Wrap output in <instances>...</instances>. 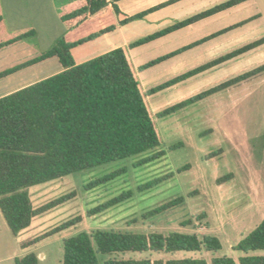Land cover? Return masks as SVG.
I'll list each match as a JSON object with an SVG mask.
<instances>
[{"label": "rangeland", "instance_id": "374dc122", "mask_svg": "<svg viewBox=\"0 0 264 264\" xmlns=\"http://www.w3.org/2000/svg\"><path fill=\"white\" fill-rule=\"evenodd\" d=\"M0 2L4 8L15 10L19 15L17 28L20 33L29 32L21 40L22 62L31 54L51 48L64 34L57 11L52 7L53 3L57 9L59 0ZM252 11L251 6L245 5L241 9L225 12L214 18L210 29L216 31L221 26L236 23L252 15ZM170 12L172 14V10ZM112 16L115 20L113 13ZM141 20L117 29L121 39H127L122 47L127 51L144 91L173 77L159 79L153 85H149L146 78L160 73L165 75V72H172L173 69L179 71L175 76L185 73L194 68L192 64L195 63V57L207 51L209 46L220 47L221 40L225 38L229 39V44L237 45L240 40H248L254 29L251 21L247 27L223 34L222 39L220 36L218 40L213 39L206 49H185L139 71L140 66L189 44L197 35L183 31L177 37L169 35L127 49V44L159 27L157 22L153 24ZM119 41L113 32V37L107 39L106 44L108 47H119ZM76 50H73L72 57L75 61L78 60ZM257 56L252 53L236 58L227 65L186 77L147 96V105L160 139V146L154 152H164L160 158L142 165H133L141 157L123 159L27 188L35 208L61 195H74L66 202L35 216L30 225L16 235L11 234L0 214V264H15V258H22L31 252L37 257L36 264H61L62 241L78 232L92 229L163 234L177 231L193 233L198 237L212 235L221 244L217 252L125 253L123 258L160 259L163 262L201 258L210 264L212 257L227 256L238 264L237 260L244 253L235 250L234 246L264 219V71L195 100L164 117H157L156 114L264 63L258 62ZM118 168H125V172L103 185L84 189L91 179ZM227 174H230V178L221 184L216 183L217 178ZM159 177L166 178L156 187L137 190L144 182ZM126 190L132 192L126 201L99 214L85 216L87 209ZM177 197L183 198L182 203L155 215L145 216L150 210ZM76 215L81 216V221L76 225L35 241L54 226ZM247 255H264V250L248 252ZM98 257L101 260L108 258L107 255Z\"/></svg>", "mask_w": 264, "mask_h": 264}, {"label": "trees", "instance_id": "16d2710c", "mask_svg": "<svg viewBox=\"0 0 264 264\" xmlns=\"http://www.w3.org/2000/svg\"><path fill=\"white\" fill-rule=\"evenodd\" d=\"M117 1L119 0H76L65 5L58 11V18L65 31L55 44L16 66L0 71L2 77L53 56L62 67L58 73L0 97V214L13 235L27 228L35 216L66 202L74 195L67 193L35 208L31 204L27 188L110 162L141 157L133 165H142L164 155L162 150L154 152L160 146V139L147 105V96L264 44L262 36L144 91L124 47H115L81 63H75L70 52L75 46L112 32L118 26L141 20L145 15L177 0H166L131 15L123 14ZM244 1L246 0H223L213 4L127 44V49L184 28ZM246 21L233 23L166 53L140 66L139 71L234 30ZM27 34L29 32L20 34L14 40H23ZM263 71L264 63L192 98L172 104L156 115L164 117L195 100ZM124 172L125 168H118L91 179L84 189L103 185ZM164 178L166 177L153 178L139 185L137 190L152 189ZM228 178L230 174L217 178L216 183L221 184ZM131 196L130 190L123 191L87 209L85 216L99 214ZM182 201V197H177L150 210L145 216L155 215ZM80 221L79 215L71 217L43 233L35 241L72 227ZM220 249L219 240L212 235L198 237L193 233L177 231L163 234L92 229L78 232L62 241L61 264H206L201 258L163 262L160 259L151 261L147 258L123 256L125 253L171 254L176 251L217 252ZM234 249L244 253L237 260L238 264H264V255H247L248 252L264 250V219ZM99 255H107L108 258L101 260ZM36 260V255L31 252L22 258H15L14 262L36 264ZM210 264H235V261L227 256L212 257Z\"/></svg>", "mask_w": 264, "mask_h": 264}, {"label": "crops", "instance_id": "0c3cea01", "mask_svg": "<svg viewBox=\"0 0 264 264\" xmlns=\"http://www.w3.org/2000/svg\"><path fill=\"white\" fill-rule=\"evenodd\" d=\"M60 3L57 5V9L55 7V5L52 3V7L54 10H56V15L58 18V11L64 7L67 4H70L76 0H59ZM166 0H119L117 1V6L120 9V11L125 14V15H131L134 13H137L139 11H142L144 9H147L153 5H156L158 3L164 2ZM223 0H177L171 4H168L154 12H151L147 15H145L141 20V21H146L149 23H153V24H159L158 29H161L163 27H166L170 24H172L175 21L181 20L183 18H186L196 12H199L203 9H206L209 6H212L213 4H216L218 2H221ZM245 5H249L252 7L253 9V13L252 15H250L247 18L241 19L239 21L242 20H247L246 22H244L243 24H241L239 27H237L234 30L237 29H241L244 27L249 26V23L251 21H253V26L254 29L252 31V36L248 37L249 39H243L238 41V46H241L245 43H248L252 40H255L257 38H260L262 36H264V0H246L242 3H240L239 5L232 7L230 9H227L223 12H220L218 14L212 15L210 17L201 19L193 24H190L184 28H180L177 30H174L171 33H168L164 36H161L157 39H164L165 37L169 36V35H173L175 37H177V35H182L183 31H187L189 33V35H198L199 38L196 37L193 40H190L191 42L198 40L204 36H207L208 34L214 32L213 30H211V26L213 25V21L214 18H217L218 16L222 15L225 12L234 10V9H241L243 6ZM5 9V10H4ZM170 10H172V14L170 12ZM127 12V13H126ZM18 20H19V15H17V13L15 12V10H7L6 8H4V6L2 5V3L0 2V44L4 43V42H8L11 41L7 44H3L0 45V71H3L5 69L11 68L13 66H16L18 64H20L22 62V55H21V40L17 39L14 40L15 37L19 36L21 33V31L19 30L18 27ZM59 20V18H58ZM60 21V20H59ZM116 21V20H115ZM238 21V22H239ZM134 21L130 22L133 23ZM61 23V22H60ZM128 23V24H130ZM62 24V23H61ZM123 25V26H118L119 29L127 26ZM63 26V25H62ZM162 26V27H161ZM228 25L225 26H221V28L226 27ZM117 27V28H118ZM256 27V29H255ZM17 28V29H16ZM64 28V26H63ZM115 29L112 32L106 33L104 35H101L100 37H97L96 39L92 40V41H88L85 42L83 44H80L78 46H75L74 48H72L70 50L71 55L73 57V50L77 49L76 51L77 54L76 56L78 57V60L74 62L75 63H81L86 59H89L91 57L97 56L107 50L113 49L115 47H117L116 45H112V47H108L106 44V40L109 39L110 37H113V32L114 35L117 36V38L120 40V45L119 46H123L124 42H127L126 38L121 39V33H119L118 29ZM220 28V29H221ZM65 30V29H64ZM231 30V31H234ZM156 31V30H155ZM217 31V30H216ZM231 31H227L223 34H229ZM154 32V31H153ZM181 33V34H178ZM223 34L219 35L220 38L221 36H223ZM217 36V37H219ZM216 38V40H218L219 38ZM215 38L203 41L202 43H200L199 45H196L194 47H198V49H206L207 45H211V41ZM222 39V38H221ZM215 40V41H216ZM235 45H231L229 44V39L225 38V40H221V45L220 47H216V48H212L209 46L208 50L202 52L201 54H199L197 57H195L194 62L192 64V66L196 67L200 64H203V62H207L221 54H224L234 48H236L237 46ZM237 46V47H238ZM193 48V47H191ZM215 51V53H213ZM198 51V50H196ZM254 54L257 55L258 54V58L256 60H258V62L260 61H264V44L260 45L258 47H256L255 49L242 54L236 58L239 57H243L245 55H250V54ZM38 54H31L27 57H25L24 60H26L27 58H31L33 56H36ZM236 58L227 61L225 63H222L216 67L213 68H217V67H222L223 65H227L228 63L232 62L233 60H235ZM213 68L207 69L203 72H206ZM62 70L61 65L59 64L58 60L56 57H49L46 58L36 64L30 65L26 68L11 72L7 75H4L2 77H0V97L7 95L9 93H12L16 90L21 89L22 87H25L29 84H32L38 80H41L47 76H50L51 74L54 73H58ZM44 72V73H43ZM46 72V73H45ZM177 72H179L176 69H173V71H168L167 73L165 72V75H161V73L155 77H148L146 78V82L149 85H153L154 83H157V80H163V79H167L168 77H174L175 74H177ZM161 75V76H160ZM160 76V77H158ZM159 80V81H160ZM157 81V82H156ZM154 86V85H153Z\"/></svg>", "mask_w": 264, "mask_h": 264}]
</instances>
